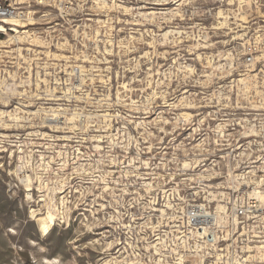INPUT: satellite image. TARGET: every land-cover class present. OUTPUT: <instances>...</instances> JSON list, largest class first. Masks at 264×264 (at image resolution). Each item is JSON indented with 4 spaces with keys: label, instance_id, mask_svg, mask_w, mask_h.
Segmentation results:
<instances>
[{
    "label": "rangeland",
    "instance_id": "1",
    "mask_svg": "<svg viewBox=\"0 0 264 264\" xmlns=\"http://www.w3.org/2000/svg\"><path fill=\"white\" fill-rule=\"evenodd\" d=\"M18 1L28 26L0 32V264H176L192 206L264 200V0Z\"/></svg>",
    "mask_w": 264,
    "mask_h": 264
},
{
    "label": "built area",
    "instance_id": "2",
    "mask_svg": "<svg viewBox=\"0 0 264 264\" xmlns=\"http://www.w3.org/2000/svg\"><path fill=\"white\" fill-rule=\"evenodd\" d=\"M15 3L0 0V22L23 12L24 9H18L20 4ZM246 61L250 62V58ZM183 222L179 235H190V242L187 241L186 245H190L193 253L200 257L197 259L199 264H247L248 260L244 258L249 244H257L254 245L255 252L257 246L264 245V205L249 195L245 203L219 214L209 205H195L186 211ZM204 232H213L216 239L212 241L207 236H199ZM262 250L264 252V248ZM180 252L189 253L188 248L182 247ZM259 264H264V260Z\"/></svg>",
    "mask_w": 264,
    "mask_h": 264
},
{
    "label": "bare ground",
    "instance_id": "3",
    "mask_svg": "<svg viewBox=\"0 0 264 264\" xmlns=\"http://www.w3.org/2000/svg\"><path fill=\"white\" fill-rule=\"evenodd\" d=\"M39 1V0H38ZM42 2V1H41ZM40 2V3H41ZM15 4H24V2H20V1H18V0H16V3ZM14 4V5H15ZM174 4H175V2H174ZM18 9H25V7H20V8H18ZM30 13L31 12H28V11H20L19 13H18V16L17 17H13V18H11V19H5V20H3V21H1L0 22V32H3V33H5V35L6 34H8L9 32L8 31H11V32H14L15 34H18V33H20L18 30L20 29V28H26L28 25H27V23H28V21H30L31 20V18H30ZM220 15H222V13L221 12H219V16ZM22 16H24V17H26L25 19L24 18H22ZM19 22H21V23H23V25H21L19 28H18V26H15V25H17ZM25 24V25H24ZM30 25V24H29ZM5 26H8L9 27V29L8 28H6ZM4 43L5 42H2L1 40H0V45H4ZM6 46V45H5ZM243 81H244V79H243ZM21 174V173H20ZM19 180H20V182L22 183V184H24L25 185V187H26V192L28 193V192H31V189L29 188L30 186H29V184H30V179H29V176L28 175H26V174H24V173H22L21 175H19ZM251 194H253L254 196H258V195H260L261 193L259 192V191H253ZM27 196L30 198V195L29 194H27ZM254 196H251L252 197V199H255L257 202H259V203H262L263 205H264V200H260L259 198H256V197H254ZM193 207V206H192ZM53 209H55V208H53ZM214 217H217V216H214ZM213 217V218H214ZM32 219L34 220V221H36V223H37V229H38V231H39V233L41 234V236L44 238V237H46V236H48L49 235V233L51 232V230L53 229V227L55 226V220H56V216L54 215V212H53V210L51 209V206H49V207H47V212L45 213V214H38V215H35L34 213H32ZM183 224H185V222H181V226H178V227H181L182 228V225ZM181 228L180 229H178V230H175V232H176V239H177V242H178V245H180V247L179 248H188V254H186V253H181L180 252V250L178 251V246L176 247L177 249H176V251H175V253H176V255H177V258H176V261H177V263L176 264H185V263H189V264H199V261L197 260V259H199L200 257L197 255V254H195V253H193V251L191 250V246L190 245H188V247H187V245H186V242L187 241H189L190 242V239H189V237L188 236H190V235H185L184 237L182 236V235H179V234H181L182 233V231H181ZM191 233V232H190ZM207 236L208 237V239H210V240H215L216 239V234H214L213 232H209V233H206V232H204V233H199V236ZM211 237V238H210ZM202 238H204V237H202ZM153 247V246H152ZM263 246H260V248H262ZM263 249V248H262ZM261 249V251L263 252V250ZM247 252V251H246ZM264 253V252H263ZM114 259V258H113ZM200 260V259H199ZM244 260H246L247 261V259L246 258H244ZM263 260H264V256H262V260H261V262L263 263ZM53 262H55V260L54 261H47V263H49V264H53ZM105 263V262H104ZM260 263V262H259ZM102 264V263H101Z\"/></svg>",
    "mask_w": 264,
    "mask_h": 264
}]
</instances>
